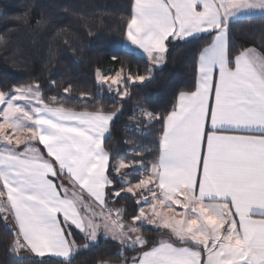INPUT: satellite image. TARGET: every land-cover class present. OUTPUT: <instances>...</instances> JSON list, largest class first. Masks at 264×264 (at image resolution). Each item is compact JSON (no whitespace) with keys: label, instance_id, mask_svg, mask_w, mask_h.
<instances>
[{"label":"snow or ice","instance_id":"snow-or-ice-1","mask_svg":"<svg viewBox=\"0 0 264 264\" xmlns=\"http://www.w3.org/2000/svg\"><path fill=\"white\" fill-rule=\"evenodd\" d=\"M254 10L264 13V0H130L125 34L146 55L148 76L126 65L96 68L97 86L118 101L131 99L170 43L211 38L191 90L171 110H135L162 124L151 161H114L106 150L122 108L76 111L61 94L45 103L38 80L0 91V223L9 251L72 264L103 236L118 242L121 264H264V50L233 54L229 43L233 21ZM123 197L133 202L131 223L126 209L109 207ZM146 226L168 238L149 244ZM126 249L137 255L128 260Z\"/></svg>","mask_w":264,"mask_h":264},{"label":"trees","instance_id":"trees-1","mask_svg":"<svg viewBox=\"0 0 264 264\" xmlns=\"http://www.w3.org/2000/svg\"><path fill=\"white\" fill-rule=\"evenodd\" d=\"M129 13L130 0H0V37L6 41L0 44V91L38 80L45 103L61 94L65 107L76 111L103 108L105 112H113L122 108L111 123L112 134L105 141L106 150L114 161L127 162L139 156L147 161L155 159L162 124L145 123L136 128L135 110L145 107L162 114L171 110L179 92L191 90L195 59L211 38L195 43H170L164 64L152 67L148 79L131 87V99L118 101L99 89L95 69L119 70L126 65L134 73L148 76V60L126 44ZM229 43L233 54L247 47L264 50V14L234 20ZM69 85L73 86V92L64 94L63 88ZM81 92H90L93 97L81 98ZM111 203L126 209L122 213L125 220L136 213L127 197ZM142 232L149 244L168 237L166 231L148 226ZM11 239L0 223V264H61L60 258H39L25 252L16 258L9 251ZM77 241L82 242L83 237L77 235ZM119 252L118 243L100 239L99 243L75 253L72 264L120 262L124 257ZM136 252L126 249L125 256L129 260Z\"/></svg>","mask_w":264,"mask_h":264},{"label":"crops","instance_id":"crops-1","mask_svg":"<svg viewBox=\"0 0 264 264\" xmlns=\"http://www.w3.org/2000/svg\"><path fill=\"white\" fill-rule=\"evenodd\" d=\"M248 15H257V14H244V15H241L240 17H243V16H248ZM125 36H126V34H125ZM211 41V40H210ZM126 44H127V46L131 49V50H133L134 52H136V53H138V54H141L142 56H144L146 59H147V57H146V55L142 52V50H140L138 47H136V46H133V45H131V43L127 40V38H126ZM148 60V59H147ZM164 61H165V59H164ZM164 61L161 63V64H159L158 66H156V65H154V67H160V66H162L163 64H164ZM109 207H111V208H113V209H116V208H119V207H117V206H115V205H113L111 202H110V204H109ZM178 211H182V209H178ZM136 214V213H135ZM116 215V213L115 212H113V216H115ZM123 220H124V222L125 223H131V219L130 220H125L124 218H123ZM148 227H151V228H154L153 226H148ZM82 236V235H81ZM168 237H160V238H158L156 241H159V240H161V239H167ZM100 239H105L103 236H101L100 237ZM108 240H111V239H108ZM111 241H113V240H111ZM155 241V242H156ZM113 242H116V243H118L117 241H113ZM77 243H79V244H81V245H83L84 243H85V241H84V239H83V241L82 242H78L77 241ZM139 247V246H138ZM81 249H83V248H81ZM26 254H30V255H33V256H35V257H39V256H37L36 254H34V253H30V252H27V251H24ZM14 256L15 255H17L16 253H13V252H11ZM137 255V252L133 255V256H136ZM19 256H22V252L19 254ZM132 256V257H133ZM44 257H53V258H60V257H56V256H54V255H52V254H46ZM44 257H39V258H44ZM60 259H62V258H60ZM129 260H131V258L129 259ZM96 264H100V263H96ZM111 264H121V261L120 262H111Z\"/></svg>","mask_w":264,"mask_h":264},{"label":"rangeland","instance_id":"rangeland-1","mask_svg":"<svg viewBox=\"0 0 264 264\" xmlns=\"http://www.w3.org/2000/svg\"><path fill=\"white\" fill-rule=\"evenodd\" d=\"M251 14H257V15H259V14H264V13H262L260 10H254ZM152 67H154V66H152ZM113 75H114V74H113ZM137 109H138V108H137ZM137 109H136V110H137ZM135 119H136V124H135V127H136V128H141L142 125L145 124V122H144V118L141 117V116H139L137 112L135 113ZM137 122H140V126H136V125H137ZM118 161H119V160H118ZM15 257H16V258H20L19 255H15Z\"/></svg>","mask_w":264,"mask_h":264}]
</instances>
